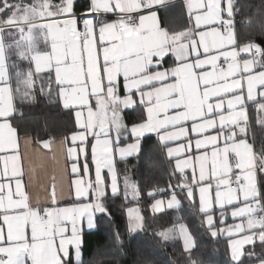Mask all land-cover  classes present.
Listing matches in <instances>:
<instances>
[{
    "label": "snow or ice",
    "instance_id": "snow-or-ice-1",
    "mask_svg": "<svg viewBox=\"0 0 264 264\" xmlns=\"http://www.w3.org/2000/svg\"><path fill=\"white\" fill-rule=\"evenodd\" d=\"M172 7L0 0V264H85L82 221L93 229L111 215L110 200H138L139 181L121 178L117 158L139 164L152 133L169 172L166 188L148 193L151 211L186 203L199 228L225 237L228 264H264V144L256 147L251 116L264 129V45L240 39L248 21L239 0H181L178 29L161 15ZM38 94L74 115L63 137L67 191L58 197L53 185L45 204L32 203L12 123L23 117L17 99L34 104ZM229 215L241 222L225 227ZM127 218L129 233L144 230L138 207ZM153 235L182 243L185 264H212L194 258L187 223Z\"/></svg>",
    "mask_w": 264,
    "mask_h": 264
},
{
    "label": "trees",
    "instance_id": "trees-1",
    "mask_svg": "<svg viewBox=\"0 0 264 264\" xmlns=\"http://www.w3.org/2000/svg\"><path fill=\"white\" fill-rule=\"evenodd\" d=\"M75 2L79 11L85 0H75ZM239 2L245 5L243 18L248 21L240 28V39L246 41L251 38L256 43L264 45V0H239ZM180 6L181 2L175 4V7L169 8L166 14L161 11L162 16L166 15L170 26L173 17L176 18L178 15V12L174 14L173 10L180 9ZM16 103L23 111L22 118L17 114L18 118L13 120L19 133L30 134L38 140H47L69 135L74 127V115L70 117L69 113L57 104L54 97L50 100L38 94L34 104H21L19 99ZM132 116L133 113L128 112L125 119L130 120ZM253 127L255 131H263L264 134V129L256 125ZM259 140H256V144H259ZM262 140L260 142H263ZM155 142V136H151V139L146 141L145 155L139 164L134 157L117 163L121 178L127 174L132 180L139 181L142 194L138 200H133L129 196L127 199L120 197L109 201L111 215L100 216L97 220V229L85 235L83 246L85 264H143L145 260L150 264H185L182 243L170 242L164 245L153 235L154 232L180 222L189 224L195 235L197 249L193 253L194 258L205 261L211 259L212 264H228L229 253L225 238L220 237L216 240L199 228L189 214L186 203L179 212L169 210L154 214L150 211L153 200L148 193L157 187L166 188L169 172L167 162L155 146ZM159 197L158 195L157 198ZM129 207H138L145 217L143 231L129 233L127 228ZM177 217L182 219L177 220ZM117 231L122 243L116 241L114 234ZM257 251L259 252V248Z\"/></svg>",
    "mask_w": 264,
    "mask_h": 264
},
{
    "label": "crops",
    "instance_id": "crops-1",
    "mask_svg": "<svg viewBox=\"0 0 264 264\" xmlns=\"http://www.w3.org/2000/svg\"><path fill=\"white\" fill-rule=\"evenodd\" d=\"M181 2V0H174V4ZM174 14L178 12L176 18L173 17V22L171 27L180 28L184 25L185 20L182 16L181 10L176 9L173 10ZM246 54H241L244 57ZM169 62L171 63V58H169ZM253 126H255V113H251ZM13 123V121H12ZM13 126L16 127L13 123ZM256 140L264 139L263 131H255ZM149 136H155L154 133L148 134ZM18 136L20 138V151L22 154H25L24 166L26 171H31L32 179L31 183L28 186V192L31 197L32 203H47V197L52 189V186L55 185V189L58 197L60 196L61 189L65 192L67 191L68 182H69V174L65 170V157L66 150L68 145L63 142L62 138H50L47 140H38L30 134H22L18 132ZM25 136L30 138V143L25 144ZM262 137V139L260 138ZM256 144V147L259 148L263 142ZM42 141H49V147L45 148ZM128 140L126 143H130ZM123 146V145H122ZM131 158V157H129ZM128 158V159H129ZM118 162L120 161L117 158ZM160 198V197H159ZM63 197H61L62 206H63ZM169 211V210H167ZM241 222L239 219L233 220L229 215L227 220L225 221V227L228 225H232L235 223ZM83 228V240L85 239V235L87 233L93 232L97 229L96 227L93 229H89L87 227V222L82 221ZM223 237V236H222ZM225 238V237H224ZM84 257V252H83ZM85 258H83L84 260Z\"/></svg>",
    "mask_w": 264,
    "mask_h": 264
},
{
    "label": "rangeland",
    "instance_id": "rangeland-1",
    "mask_svg": "<svg viewBox=\"0 0 264 264\" xmlns=\"http://www.w3.org/2000/svg\"><path fill=\"white\" fill-rule=\"evenodd\" d=\"M153 202H154V201H153ZM153 202H152V203H153ZM150 211H151V208H150ZM239 223H240V222H239ZM83 258H84V257H83Z\"/></svg>",
    "mask_w": 264,
    "mask_h": 264
}]
</instances>
